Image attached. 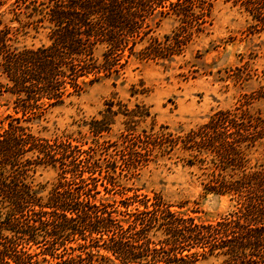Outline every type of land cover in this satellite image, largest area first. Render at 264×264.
I'll return each instance as SVG.
<instances>
[{
  "label": "trees",
  "instance_id": "trees-1",
  "mask_svg": "<svg viewBox=\"0 0 264 264\" xmlns=\"http://www.w3.org/2000/svg\"><path fill=\"white\" fill-rule=\"evenodd\" d=\"M165 1L40 2L33 6V14L38 15L33 24L35 29L47 26L49 42L36 48L11 50L6 44L9 27L0 29V72L7 80L0 84V95L10 96L12 105H5L13 110L0 119V208L5 213L0 222V264H40V253L46 264H189L192 256L184 252L193 249L201 250L202 256L222 257L220 264H264V167L247 168L246 154L264 138L261 116L247 110L220 111L199 129L173 141L197 151L193 158L210 169L216 194L234 196L236 209L215 222L175 211L157 194L134 193L119 203L95 202L98 181L106 192L111 189L103 180L116 186L112 172L117 162L97 153L113 144L84 150L70 139L41 138L23 123L42 108L79 95L88 78L90 83L119 79L131 57L166 60L180 50L166 36V42L151 37L135 51L158 25L155 17L166 14L158 11L166 7ZM236 2L264 25V0ZM4 4L0 0V9ZM186 4L193 3L170 2L174 10ZM111 103L104 122L92 123L96 136L108 132V120L118 114ZM148 115V111L139 113ZM130 137L124 135L121 151L134 157L129 167L137 168L142 151H147L143 145L153 134H139L134 141ZM38 166L60 169L46 199L29 180ZM3 229L11 235H2Z\"/></svg>",
  "mask_w": 264,
  "mask_h": 264
},
{
  "label": "rangeland",
  "instance_id": "rangeland-1",
  "mask_svg": "<svg viewBox=\"0 0 264 264\" xmlns=\"http://www.w3.org/2000/svg\"><path fill=\"white\" fill-rule=\"evenodd\" d=\"M2 1L5 4L0 9V29L9 27L6 44L11 50L48 44L47 26L38 25L35 29L33 24L38 17L33 14V6L47 0ZM176 1L167 0L166 7L158 9L166 14L155 17L158 25L135 48L139 52L151 37L166 42L165 37L170 36L172 45H180V50L168 56L170 59L131 57L119 79L90 83L88 78L79 95L42 108L23 123L41 138L70 139L84 150L113 144L108 151L99 148L97 153L102 154V159L117 162L118 168L111 174L116 186L103 180L111 189L106 192L98 181L95 202L119 203L134 193L149 197L157 194L175 211L215 222L236 209L234 196L216 194L211 189L210 169L193 158L197 151L184 149L181 141H173L199 129L220 111L247 110L264 118V25L236 0H191L193 4L174 10L170 2ZM6 83L0 72V84ZM10 100L8 94L0 95V119L13 114L5 105ZM109 103L118 114L108 120L110 130L96 136L92 123L104 122ZM144 111L149 115L139 116ZM129 112L136 115L130 116ZM144 133L153 137L143 145L147 151H142L137 168H131L134 157L121 151L124 135H131L134 141V137ZM246 154L247 168L264 167V138ZM205 157L202 154L201 158ZM59 172V168L38 166L34 173L30 172L29 180L46 199L59 180ZM4 218L0 208V222ZM2 235L11 232L3 229ZM33 250L40 253L35 247ZM200 253L196 249L184 252L192 256L189 264H220L223 260ZM43 257L40 253L37 258L40 264H46Z\"/></svg>",
  "mask_w": 264,
  "mask_h": 264
}]
</instances>
